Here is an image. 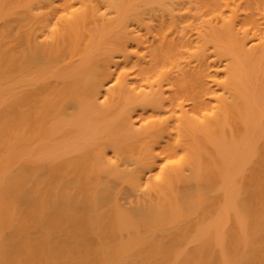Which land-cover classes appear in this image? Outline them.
<instances>
[{"label": "bare ground", "instance_id": "1", "mask_svg": "<svg viewBox=\"0 0 264 264\" xmlns=\"http://www.w3.org/2000/svg\"><path fill=\"white\" fill-rule=\"evenodd\" d=\"M262 2L0 0V264H264Z\"/></svg>", "mask_w": 264, "mask_h": 264}, {"label": "rangeland", "instance_id": "2", "mask_svg": "<svg viewBox=\"0 0 264 264\" xmlns=\"http://www.w3.org/2000/svg\"><path fill=\"white\" fill-rule=\"evenodd\" d=\"M249 4L251 8L255 7L257 4L262 6L261 4L263 3L262 0H249L248 2L246 0H241Z\"/></svg>", "mask_w": 264, "mask_h": 264}]
</instances>
